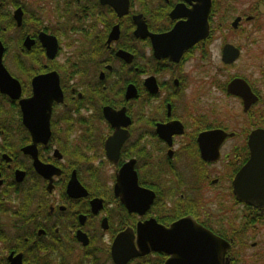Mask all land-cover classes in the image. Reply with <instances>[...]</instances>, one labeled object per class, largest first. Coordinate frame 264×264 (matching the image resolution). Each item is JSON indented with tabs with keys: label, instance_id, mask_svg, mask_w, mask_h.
I'll use <instances>...</instances> for the list:
<instances>
[{
	"label": "flooded vegetation",
	"instance_id": "flooded-vegetation-1",
	"mask_svg": "<svg viewBox=\"0 0 264 264\" xmlns=\"http://www.w3.org/2000/svg\"><path fill=\"white\" fill-rule=\"evenodd\" d=\"M197 4L129 0L120 17L101 0H0L3 66L20 85V94L10 93L0 81V264H167L171 255L149 244L179 222L177 239L197 225L229 245V264H264V206L240 201L234 190L251 158L250 135L264 130V84L237 75L224 88L241 105L242 125L226 124L200 97H187L196 68L210 60L215 0L205 38L179 61L155 56L150 35L174 31ZM261 7L264 0H256L240 11L232 30L244 32L243 23L264 18ZM135 16L149 35L136 36ZM47 36L57 40L53 58L43 44ZM227 45L239 50L231 63L223 60ZM242 55L240 46L225 43L222 63L233 65ZM52 72L60 93L45 105L36 101L35 117L26 121L23 104L35 97L34 79ZM236 79L247 83L250 100L228 91ZM108 110L121 115L110 120ZM212 132L226 136L220 141ZM216 145L218 157L209 158ZM105 165L113 170L108 175ZM72 179L86 196L79 186L69 188ZM133 248L139 254L128 258Z\"/></svg>",
	"mask_w": 264,
	"mask_h": 264
},
{
	"label": "water",
	"instance_id": "water-1",
	"mask_svg": "<svg viewBox=\"0 0 264 264\" xmlns=\"http://www.w3.org/2000/svg\"><path fill=\"white\" fill-rule=\"evenodd\" d=\"M198 2L195 5V10H190L188 12V21L178 24L174 31L166 35H150L153 39L155 56L157 58H162L169 56L174 61H179V58L183 52H185L189 47L193 46L199 40L205 38L209 34V13L211 10L212 0H196ZM102 4H109L119 14L120 17L126 15L129 12V0H101ZM264 11V7H261ZM173 17L181 16L179 9L177 8L173 14ZM135 24L137 26L136 36L142 37L146 34V26L141 20L140 16H135ZM238 20L235 22L237 25ZM118 27H115L113 33L110 35L109 40H113ZM44 46L48 48V54L50 58H53L57 52V40L54 37H45L43 40ZM3 46L0 44V81L3 86L4 91H9L10 93L16 92L20 94V85L14 80L10 74L7 72L3 66ZM124 56H130L129 54H124ZM239 56V50L231 45H227L224 48L223 60L226 63L233 62ZM35 85V97L23 104V109L25 112V120L28 121L35 117L31 112L34 103L43 102L45 105L46 98L50 95L59 94V82L58 75L56 72H52L46 75L38 76L34 79ZM148 86L151 92H157V85L155 84L154 78L148 79ZM135 91V88H129L128 90ZM228 91L232 94L239 95L245 100L251 99V92L247 83L244 80L236 79L229 84ZM119 112H113L108 110L107 117L112 120L113 116ZM119 115H121L119 113ZM45 119V124H47V117L42 116ZM45 137L46 132H39ZM220 133V141L224 139V132H212L213 135ZM201 139V138H200ZM202 139H205V135H202ZM112 140H108L106 146L108 150V156H110L111 143ZM249 145L251 149V158L247 165L242 169V171L236 176L234 180V190L238 199L244 203H248L256 206H264V130H255L251 133L249 138ZM219 145H216L213 149V153H209V158H217L216 153H218ZM211 155V157H210ZM125 173V170H124ZM124 173H121L118 177V184L116 186L117 191L123 186ZM135 186H137L135 180ZM79 186V192L83 196L87 195L85 188L76 179H72L69 188ZM120 192V191H119ZM121 193V192H120ZM124 201V196H122ZM125 202V201H124ZM182 223H176L170 229H163L162 232L158 231L156 239L152 241L149 246L153 249L164 251L171 255L167 264H229L226 261V253L229 249V245L223 240L215 236L213 233L195 225V232L191 234H179L182 238H176L178 235V230H180ZM180 226V227H179ZM179 227V228H178ZM122 238H118L114 247V255H116L117 260H120ZM141 245V244H140ZM131 255L128 258L138 255L139 253L133 248L130 250Z\"/></svg>",
	"mask_w": 264,
	"mask_h": 264
},
{
	"label": "rangeland",
	"instance_id": "rangeland-1",
	"mask_svg": "<svg viewBox=\"0 0 264 264\" xmlns=\"http://www.w3.org/2000/svg\"><path fill=\"white\" fill-rule=\"evenodd\" d=\"M254 1L256 0H215V6L219 10L213 20L212 27L216 31L210 47V60L206 67L196 68L195 82L192 83L193 87L187 91V97L190 99L193 95H195L194 99L200 97L197 100H200L202 105H210L213 116L221 120L226 118L228 120L226 124L240 123L242 125L245 123L244 119L242 120L243 114L239 101L225 94L224 88L227 83L234 76L240 75L255 82L257 86L260 82L264 84V18L255 23H243L244 30L242 31L244 32H234L231 28V23L238 13L247 9ZM227 10L232 12L228 13ZM46 15L56 21L55 17ZM98 27L101 29V24ZM225 43L240 46L243 50L241 59L230 66L222 63V48ZM190 70L187 69V71ZM169 75L170 73L163 75L162 80L169 78ZM111 171L113 170L110 166H103V173L106 172L108 175Z\"/></svg>",
	"mask_w": 264,
	"mask_h": 264
}]
</instances>
